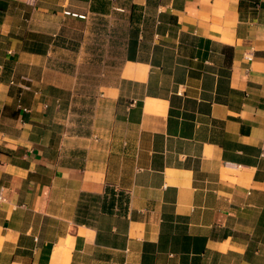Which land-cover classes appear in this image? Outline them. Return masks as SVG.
Masks as SVG:
<instances>
[{"label": "crops", "instance_id": "obj_1", "mask_svg": "<svg viewBox=\"0 0 264 264\" xmlns=\"http://www.w3.org/2000/svg\"><path fill=\"white\" fill-rule=\"evenodd\" d=\"M0 4V264H264V0ZM99 17L84 125L48 59Z\"/></svg>", "mask_w": 264, "mask_h": 264}, {"label": "rangeland", "instance_id": "obj_2", "mask_svg": "<svg viewBox=\"0 0 264 264\" xmlns=\"http://www.w3.org/2000/svg\"><path fill=\"white\" fill-rule=\"evenodd\" d=\"M94 25L81 21H70L63 37H58L56 45L64 47L66 50L52 54L48 59V64L52 68L61 69L63 72L76 76V105L74 109L83 118V124H87V115L92 112L93 101L98 96L99 86L104 69H114L115 61L118 63L119 55L104 53L107 37H105V21L99 17L94 21ZM75 28V32L71 31ZM78 30V31H77ZM87 31L91 34L87 35ZM77 32V33H76ZM116 58V59H115ZM106 60L108 65H103Z\"/></svg>", "mask_w": 264, "mask_h": 264}, {"label": "trees", "instance_id": "obj_3", "mask_svg": "<svg viewBox=\"0 0 264 264\" xmlns=\"http://www.w3.org/2000/svg\"><path fill=\"white\" fill-rule=\"evenodd\" d=\"M6 6L3 4H0V10H4ZM30 50L32 52H44L45 47H44V37L43 36H38L34 40L31 41V47Z\"/></svg>", "mask_w": 264, "mask_h": 264}, {"label": "bare ground", "instance_id": "obj_4", "mask_svg": "<svg viewBox=\"0 0 264 264\" xmlns=\"http://www.w3.org/2000/svg\"><path fill=\"white\" fill-rule=\"evenodd\" d=\"M138 69H139V67H138ZM142 69H143V68H142ZM127 71H128L127 73H129V74H134V72L137 71V70H136V69L134 70V68H131V67H130V69L127 70ZM140 73H142V72H140ZM140 73H139V74H140ZM136 75H137V74H136Z\"/></svg>", "mask_w": 264, "mask_h": 264}]
</instances>
